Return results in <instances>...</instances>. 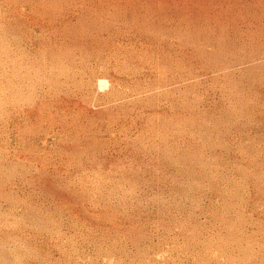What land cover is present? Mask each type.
I'll list each match as a JSON object with an SVG mask.
<instances>
[{
	"label": "rangeland",
	"instance_id": "1",
	"mask_svg": "<svg viewBox=\"0 0 264 264\" xmlns=\"http://www.w3.org/2000/svg\"><path fill=\"white\" fill-rule=\"evenodd\" d=\"M0 264H264V0H0Z\"/></svg>",
	"mask_w": 264,
	"mask_h": 264
}]
</instances>
